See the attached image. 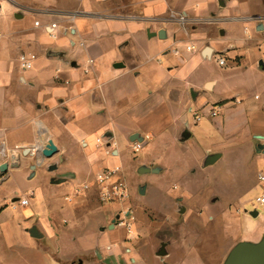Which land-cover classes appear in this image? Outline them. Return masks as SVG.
I'll return each instance as SVG.
<instances>
[{
	"label": "crops",
	"instance_id": "crops-1",
	"mask_svg": "<svg viewBox=\"0 0 264 264\" xmlns=\"http://www.w3.org/2000/svg\"><path fill=\"white\" fill-rule=\"evenodd\" d=\"M251 1L81 0L78 15L68 8L51 11L53 5L60 6L58 0H0V165L9 162L6 171L0 169V264L6 260V250L28 245V239L37 250L58 253L51 239L64 234L69 219H59L56 211L61 205L54 198L65 185H71L65 200L75 202L76 217L101 209L98 225L111 230L110 243L101 245V234L94 238L92 264H150L151 250L128 242L134 238V228L127 232L118 224L117 206L91 194L97 195L95 172L106 166L120 165L127 180L131 176L132 188L137 182L139 192L143 185L147 191L150 188L149 173H166L163 162L142 157L134 165L135 174H128L124 160L126 149L137 140L130 138L135 133L145 142L156 137L188 140L197 163L204 167L209 154L220 152L213 164L220 163L213 169L226 162L228 150H234L238 166L233 169L240 167L236 176L248 169L253 177L249 183L240 181L239 188L252 187L259 180L262 170L255 163L264 153V39H230L264 37V0ZM179 14L186 16L185 22L176 19ZM53 21L55 28L50 26ZM234 21H240L238 29ZM186 34L211 39L189 50ZM207 47L210 54L205 52ZM22 52L36 54L33 68L21 66ZM215 52H221L229 66L200 70ZM88 58L94 61L90 72L84 73ZM212 104L219 106L216 116L209 114ZM196 109L203 115L197 121ZM92 132L109 141L98 142V137L92 141ZM49 138L58 152L42 159L40 149ZM84 151L89 161L78 158ZM141 165L160 169L140 173ZM231 168L230 175L234 174ZM84 181L92 184L91 189L76 194V185ZM205 182L209 184L191 177L185 187L197 188ZM22 198H27L26 204H21ZM166 199L147 205L154 207ZM246 208L243 218L261 217ZM184 209L180 205L177 211ZM222 215L239 217L232 212ZM14 225L22 232L20 239ZM33 225L42 237L29 233ZM238 233L237 228L228 231L232 245L258 240L264 226L257 220L253 229ZM88 241L92 239H82L80 251L88 250ZM163 243L166 258L169 241ZM122 244L131 255L128 263ZM160 248L154 254L167 264L157 253ZM188 253L194 257L192 251L186 257ZM196 261L184 258L178 264H210Z\"/></svg>",
	"mask_w": 264,
	"mask_h": 264
},
{
	"label": "rangeland",
	"instance_id": "rangeland-1",
	"mask_svg": "<svg viewBox=\"0 0 264 264\" xmlns=\"http://www.w3.org/2000/svg\"><path fill=\"white\" fill-rule=\"evenodd\" d=\"M58 1L60 6L53 5L54 9H50L51 11H61V8H68L74 11L75 14H81V0ZM260 7L261 5L258 6V9ZM234 24H236L237 29L241 25L240 21H234ZM208 42L204 41L203 43ZM216 57L217 52L212 55L211 59L204 60L200 70L220 67ZM92 133L90 137L95 142L96 137L101 136V134L98 132ZM108 150L111 153V150ZM239 151H244L243 153L247 154L245 148H241ZM235 154L237 153L234 150H228L226 162L213 169L220 161L205 167L201 163H197V159L194 157V149L188 140L178 142L169 138L158 139L156 137L153 140L143 141V145L138 151H134L131 147L126 149L124 161L129 175L135 174L137 161L142 157L160 161L167 165V171L163 176L153 173L148 174L149 178H153V181L148 191L145 190V194L139 192L137 182L132 188V179L128 175L131 190L128 204L136 219L134 238L128 240V242L132 243L135 248L150 249L151 256L148 259L150 264H153V261L158 264L157 260L159 258L154 253L156 249L160 248L163 241H169V254L166 258L162 257L167 264L181 263L184 258L187 261L197 259L196 262L205 261L210 264H222L234 241L228 236V231L237 228L239 229L238 234H240L247 229H253L257 220L258 225H263L261 217L245 219L242 217V212L243 206L249 209L264 210V207L254 200L255 195L264 190V180L256 181L252 187L239 188L240 181L243 182L242 184H245L246 181L249 183L253 177H249L252 171H248V169L242 172V176H236L240 173V167L233 169L234 166H238L236 161L238 155ZM78 156L82 160H90L88 151L80 152ZM255 167L264 171V153H261L256 160ZM229 168L234 171L235 175H230L227 172ZM141 177V179H144V175ZM191 177L199 179L200 183L208 181L209 184L205 182V185H200L201 187H185ZM71 192V185H65L60 188L54 198L55 203L61 205L59 210L56 211L59 219H63V217L69 219L68 222H65L67 230L64 234L60 235L59 238L54 237L51 239L52 247L58 250V253H51L50 250H47L48 253H44L42 249L37 250L36 245L28 239V245H21L22 247H18L15 251L6 250V260L3 264H79V258L82 259V264H92V261H89V255L94 256V249L97 245L94 238L101 234L100 244L110 243L112 239L111 230L106 227L101 228L98 225L101 221L99 218L101 209H98L92 215L86 213L76 217L73 212L75 202L65 200V195ZM91 194L94 199H97L94 192H91ZM166 197L164 203L157 204L154 207L147 205L164 201ZM180 205L185 208L183 212L177 211ZM223 212H232L239 215V217H223ZM136 214L139 215V218ZM12 228L17 234L16 238L20 239L22 232L19 226L14 225ZM124 228L127 231L125 226ZM85 236L92 239V242L88 241L90 244L87 251H80L83 247L82 239ZM233 237L235 238V236ZM124 246L122 244L121 248L124 252L125 263H128L131 255L127 254L128 250ZM43 247L45 248V246ZM187 251H192L195 258L189 253V256L186 257ZM164 262L159 260L160 264Z\"/></svg>",
	"mask_w": 264,
	"mask_h": 264
},
{
	"label": "built area",
	"instance_id": "built-area-1",
	"mask_svg": "<svg viewBox=\"0 0 264 264\" xmlns=\"http://www.w3.org/2000/svg\"><path fill=\"white\" fill-rule=\"evenodd\" d=\"M176 19L180 22L186 21V16L184 14H179ZM36 24H39V21H36ZM51 27H56L57 23L52 22L50 24ZM0 32V36H1ZM211 38L207 36H193L191 34H186V40H187V49L191 50L194 49L199 42L209 41ZM233 40H258V39H264V37L261 36H252V35H243L239 37H233L230 38ZM36 59V54L33 52H22L19 57V61L21 66L24 69H30L34 67V62ZM218 63L223 67H228L229 62L228 59L222 55L221 53L217 52L216 57ZM92 58H88L86 60V64L83 66V72L89 73L90 72V66L93 63ZM209 114L211 116H216L219 114V106L217 104H212L209 110ZM203 115L201 113V110L196 109L194 111V118L195 120L202 119ZM103 137V136H102ZM102 137H98V142L106 141L108 142L109 139L104 140ZM104 138V137H103ZM143 145V141H133L132 143V149L134 151H138ZM259 180H264V171H260L258 174ZM94 182L97 189V196L100 202L102 203H114L117 208L119 209L118 213V224L123 225L127 228L128 232H131L134 228L133 224L135 221V215L133 214V211L131 210L129 206V196L131 193L129 183L127 180V177L120 165H113V166H106L101 168L100 170H97L95 172V178ZM92 184L88 181H84L80 184H77L75 187V193L80 194L83 192L88 191L91 189ZM254 200L260 205L264 207V190L259 192L255 195ZM27 198H22L20 200L21 204L27 203ZM258 209V208H257Z\"/></svg>",
	"mask_w": 264,
	"mask_h": 264
},
{
	"label": "water",
	"instance_id": "water-1",
	"mask_svg": "<svg viewBox=\"0 0 264 264\" xmlns=\"http://www.w3.org/2000/svg\"><path fill=\"white\" fill-rule=\"evenodd\" d=\"M263 26L259 27L261 29ZM159 36L161 35V32L158 33ZM206 54H210L211 48L207 47L205 50ZM132 140H142V137L139 136L138 133L133 134L130 137ZM29 152L31 151L28 149ZM258 151H260L258 149ZM58 152V148L54 141L49 138L46 143L43 144V146L40 149V154L42 156V159H46L49 157H52L54 154ZM32 154H35V152H32ZM220 152H215L211 153L206 157L205 164L210 165L213 164L218 158L221 157ZM9 162H4L3 164L0 165V169L2 171H6L8 169ZM159 167H149L145 165H141L138 167V172L140 173H146V172H158ZM141 193H145V186H141L140 188ZM245 211H248L252 216L257 217L259 214H261V223L264 226V211L262 213L259 211L257 208L253 209H245ZM118 217V216H117ZM116 218L112 221V224L110 225V228L114 226ZM29 233L36 237H42L43 234L39 231V228L37 225H33L32 227L28 228ZM165 243L162 244L160 250L157 252L158 255L161 257L166 255V250H165ZM79 263H82L81 260ZM222 264H264V233L262 236L258 238V240H240L236 242L235 244L232 245V247L229 249L227 252V255L223 261Z\"/></svg>",
	"mask_w": 264,
	"mask_h": 264
}]
</instances>
